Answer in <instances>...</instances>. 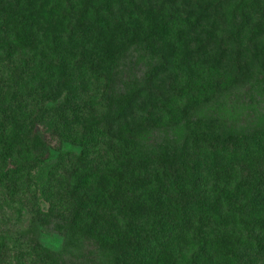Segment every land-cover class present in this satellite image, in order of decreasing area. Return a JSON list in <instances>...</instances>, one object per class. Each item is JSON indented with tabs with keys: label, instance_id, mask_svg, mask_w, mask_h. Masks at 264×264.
I'll use <instances>...</instances> for the list:
<instances>
[{
	"label": "trees",
	"instance_id": "obj_1",
	"mask_svg": "<svg viewBox=\"0 0 264 264\" xmlns=\"http://www.w3.org/2000/svg\"><path fill=\"white\" fill-rule=\"evenodd\" d=\"M32 1L15 0L12 4L0 0V19L6 35L0 39V50L21 52L36 49L40 43L41 52L50 51V57H59L58 67L48 70V86L56 78L54 73L70 74L63 61V53L74 57L78 49L88 52L91 57L87 74L91 73L95 79L101 73L107 75L116 56L130 44H143L148 54L156 58L143 81L150 93L141 90L130 96L123 107L116 109L115 117L110 119L101 113L92 115L96 109L91 107V112H87L86 118L81 120L92 125L89 135L75 138L70 133L80 122V110L73 103L77 98L73 88L59 107L46 109L50 113L49 119H55L50 126L54 127L55 134L62 132V136L72 142L91 144L90 147L97 145L90 143L97 136L101 138L100 142L109 141L102 168L93 167L83 171L76 165L65 170L64 174L73 180V185H64L58 195L65 202L55 205L63 218L62 224L56 228L62 234L68 232L71 238L83 239L72 244L78 243L87 249L80 252L83 256L69 260L68 264H179L178 257L171 249L173 226L178 228V232H183L194 220L200 232L197 236L200 251L195 255L197 264H264V211L260 212V202L257 201L258 196H264V183H259V190L254 187L256 182H260L257 172L263 170L260 161H264V91L252 86H258L264 80V57L254 54V57L238 59V74L228 81L218 82V87L209 96L195 90L193 96L187 97L191 90L187 91V87L176 88L179 91L174 95L176 99L167 102L166 82H175L176 79L172 78L176 74L181 75L183 70L190 69L196 59L205 54L206 48L211 43L215 44V16L208 13V6L192 4L186 8L184 16L173 19L174 14L165 17L162 8L154 10L147 7L142 11V25L138 31H132L130 37L124 35L123 27L117 23L110 30H104L99 21L91 19L84 22V18H81L69 30L70 41L67 44L62 39L66 31L64 25L68 22L63 5L45 4L32 17L29 11L33 6ZM87 1L93 10L100 11L122 0ZM82 2L84 0L78 2L79 5ZM244 5V1H241L238 7ZM35 23L40 24L42 30L43 40L39 42L33 28ZM95 26L99 27L97 34L94 33L97 30ZM93 37L94 45L88 49ZM222 58H213V65L218 68ZM250 84L248 91L235 93L238 88ZM58 95L59 89L54 88L52 99L55 100ZM184 96L186 105L182 104ZM215 106L217 109L221 106L229 108L231 113L240 109L251 112L242 115L245 116L241 119L242 123L233 125L231 129L227 128L225 117L215 113L204 114L193 126L183 125L190 115L212 110ZM177 107H180L179 110ZM178 115L181 116V125H177ZM177 127L179 132H184L180 136L185 148H169L165 157H157L154 145L146 140L147 136H153V132L158 134L159 128H167L160 137L168 139L167 131ZM192 130L197 135L200 132L202 138L197 135L193 137ZM8 142L7 148L0 154V188L9 183L15 186L20 179L15 176L21 173L16 167L19 163L13 161L8 166L6 162L18 159L17 153L21 155V151L31 156V148L23 139H19V135L12 133ZM37 150L41 155L45 149L42 145ZM60 158L59 166L65 160L62 155ZM158 159H161L162 165L167 162L171 168L174 167L176 176L170 191L172 200L165 196L167 184L161 182L159 173L154 171L152 175L148 174L149 166L157 163ZM53 173L55 169L51 168L49 176ZM167 179L171 181L169 176ZM53 188L52 178H49L45 189L50 192ZM99 201L106 205L111 215L126 220L129 230L120 231L115 238L104 232L101 229L102 213L90 211L87 214L89 208L100 205ZM164 210L166 221L158 217ZM149 216L153 217L161 231L164 229L168 232L163 242L166 249L157 250L153 243L138 242V226ZM131 239H135L133 242L137 246L132 244ZM36 245L31 247L41 252L42 249ZM7 247L11 246L5 234H2L0 264L6 263Z\"/></svg>",
	"mask_w": 264,
	"mask_h": 264
},
{
	"label": "rangeland",
	"instance_id": "obj_2",
	"mask_svg": "<svg viewBox=\"0 0 264 264\" xmlns=\"http://www.w3.org/2000/svg\"><path fill=\"white\" fill-rule=\"evenodd\" d=\"M3 1L12 4L15 2V0ZM80 1L33 0V6L29 8V11L33 17L40 6L62 4V9L68 20L64 25L66 31L62 34V39L69 44V30L71 27H75L76 22L81 21V18H84V22L91 19L99 21L104 30H110L111 26L117 23L123 27L124 35L130 37L131 32L138 31L142 25V11L147 7L154 10L162 8L163 15L168 17L170 14H174L173 19L184 16L186 8L192 4L200 3L205 8L208 6V13L215 16L213 18L215 19L214 31L217 35L215 44L211 43L206 48L205 54L198 57L190 69L183 70L181 75L176 74L175 78H172L176 79L175 82L170 80L166 82L167 102L176 99L174 95L179 94L176 88L187 87V91L191 90L187 97L193 96L196 92L209 96L210 92L218 87L216 86L218 82L228 81L232 76L238 74L240 71L238 70V59L254 57V54L264 57V0H122L109 9H100V11L93 10L88 5L89 1L84 0L79 5ZM241 1H244L245 5L238 7ZM99 4L104 6L101 2ZM97 7L100 6H95V8ZM33 28L37 35L36 40L42 41L40 24L35 23ZM94 28L97 29L94 30V33L97 34L99 27L95 26ZM3 29H5L4 24L0 19V39H4L6 36ZM88 44V49H92L94 37ZM41 49L42 45L39 43L36 49L31 48L21 52L0 50V154L7 148L8 137L12 133L19 135V139H23L31 148V156L28 157L25 152L21 151V155L17 153L18 159H10L6 162L8 166L13 161L19 163L16 164V167L21 173H17L15 176L20 179L15 186H11L9 183L0 188V235L5 234L6 241L11 246L7 247L8 257L4 261L5 264H68L69 260L80 258L83 256L80 252L87 250L78 243L74 246L72 244L74 241L80 242L83 239L71 238L68 232L62 234L58 231L56 227L62 224L63 218L59 216L60 209H55V205L65 202L63 197L58 198L62 187L64 185L72 187L73 185V180L69 178L68 174H64L65 170L76 165L83 171L91 170L93 167L102 168V162L106 158L104 151L109 149V141L100 142L101 138L97 136L92 138L90 143H97L98 146L90 147L91 144L82 145L72 142L71 139L62 136V132L55 134L54 127H50L55 119H49L50 113L46 112V109L59 107L73 88L76 90L77 97L76 103H73L80 110L78 116L80 122L72 128L70 133L74 134L75 138L89 135V128H92V125L81 120L83 117L86 118L87 112H91V107L96 109L92 115L96 116L101 113L110 119L112 116L115 117L116 109L123 107L130 96L141 90L147 94L150 93V89L144 86L143 81L156 61V58L148 54L143 44L136 42L128 45L116 56L107 75L101 73L95 79L91 73L87 74L91 57L88 52L78 49L74 52V57L63 53L65 56L63 61L70 74L54 73L56 78L48 86L46 84L47 77H49L48 70L52 67L57 68L60 59L59 57H50V51L41 52ZM219 57L223 58L221 65L217 68L213 65L212 60L213 58L219 59ZM262 76L264 78V73ZM187 77L188 79H186ZM251 85L242 86L235 93H244ZM252 86L264 91V80L262 83H258V86ZM190 87L192 88L190 89ZM54 88L59 89V95L55 100L52 99ZM182 101V104H187L185 96L182 97ZM180 107H177L178 110ZM220 108L217 109L215 106L211 108L212 110L208 109L190 115L184 120L183 125L191 124L193 126L204 117V114L215 113L224 116L227 128L231 129L234 127L233 125L238 126L242 123L243 117H245L242 115L251 112L240 109L231 113L229 108ZM180 117L178 115L177 125L182 124V120L179 121ZM250 117L252 119V113ZM177 128L167 131L168 139L160 137L161 132L167 128L164 130L159 128L158 134L153 132V136H147L146 140L149 144L154 145L157 157L161 155L165 157L166 152L170 151L169 148L172 150L185 148L183 137L180 136V133L184 134V132H179V128ZM195 135L197 134L192 130V136ZM197 136L202 138L200 132ZM42 145L45 150L40 155L37 149ZM204 145L206 146V144ZM60 155L65 157L61 166H59V162L62 160ZM157 161L149 166L148 174L152 175L154 171L159 173L161 182L167 184L165 196L172 200L170 191L174 187L172 181L176 176L174 167L171 168L167 162L162 165L161 159ZM260 166L263 169L257 172L260 182L254 184L258 190L261 188L258 186L259 183H264L262 174L264 161H260ZM51 168L55 169V173L50 177ZM162 171L165 173H161ZM168 176L171 181L167 179ZM49 178H52L54 188L47 192L45 187ZM61 178L63 179L61 180ZM257 201L260 202L259 210L263 213L264 196H258ZM99 203L100 205L96 204L89 208L87 214L90 211L102 213L101 229L104 232L115 238L120 234V231L129 230L126 220H122L115 214L111 215L107 212L109 209L106 208V205L100 201ZM164 215L165 210L160 212L158 217H163V221H166ZM196 224L194 220L183 232H178V228L173 226L174 230L171 236L174 238L172 247L171 244L170 247L178 257L179 264H197L198 262L195 260V255L200 251L197 237L200 232ZM138 227L139 243L140 241L150 242L155 244L157 250L166 249L163 247V242L169 234L164 229L161 231L152 216L142 221ZM182 237L183 239L180 240ZM157 238L160 239L157 240ZM131 241L137 246V243L133 242L135 239H131ZM35 244L42 249L41 252L33 250L31 245Z\"/></svg>",
	"mask_w": 264,
	"mask_h": 264
}]
</instances>
